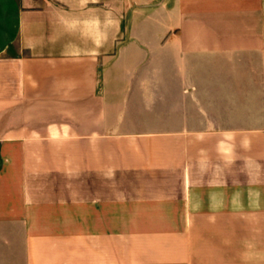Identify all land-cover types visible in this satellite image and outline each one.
Here are the masks:
<instances>
[{"label": "crops", "instance_id": "crops-1", "mask_svg": "<svg viewBox=\"0 0 264 264\" xmlns=\"http://www.w3.org/2000/svg\"><path fill=\"white\" fill-rule=\"evenodd\" d=\"M0 0V264H264V0Z\"/></svg>", "mask_w": 264, "mask_h": 264}, {"label": "rangeland", "instance_id": "rangeland-1", "mask_svg": "<svg viewBox=\"0 0 264 264\" xmlns=\"http://www.w3.org/2000/svg\"><path fill=\"white\" fill-rule=\"evenodd\" d=\"M137 6L136 0H127L128 15L132 13V10Z\"/></svg>", "mask_w": 264, "mask_h": 264}]
</instances>
